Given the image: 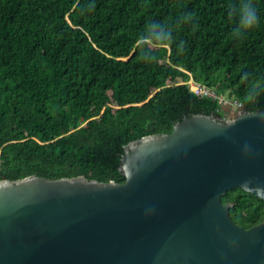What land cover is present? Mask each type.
<instances>
[{"label": "trees", "instance_id": "trees-1", "mask_svg": "<svg viewBox=\"0 0 264 264\" xmlns=\"http://www.w3.org/2000/svg\"><path fill=\"white\" fill-rule=\"evenodd\" d=\"M238 4L0 0V181L124 184L130 143L196 115L224 120L220 99L264 113V0H255L259 26L240 40L228 14ZM222 202L244 229L264 221V200L242 188Z\"/></svg>", "mask_w": 264, "mask_h": 264}, {"label": "water", "instance_id": "water-1", "mask_svg": "<svg viewBox=\"0 0 264 264\" xmlns=\"http://www.w3.org/2000/svg\"><path fill=\"white\" fill-rule=\"evenodd\" d=\"M120 171L0 181V264H264V221L244 229L222 202L264 200V113L185 118L130 143Z\"/></svg>", "mask_w": 264, "mask_h": 264}, {"label": "clouds", "instance_id": "clouds-1", "mask_svg": "<svg viewBox=\"0 0 264 264\" xmlns=\"http://www.w3.org/2000/svg\"><path fill=\"white\" fill-rule=\"evenodd\" d=\"M228 14L229 16L235 17L231 36L236 40H240L248 33L254 31L261 22V17L258 14L255 0H239V4L233 6ZM192 15V13H189L187 18H191ZM157 27L158 25H152L153 29ZM256 92L257 90L255 89H249V92L245 97V102L250 103L251 99L256 96Z\"/></svg>", "mask_w": 264, "mask_h": 264}, {"label": "built area", "instance_id": "built-area-1", "mask_svg": "<svg viewBox=\"0 0 264 264\" xmlns=\"http://www.w3.org/2000/svg\"><path fill=\"white\" fill-rule=\"evenodd\" d=\"M193 86L196 89V93L198 95L208 96V97H212V98H218V96L214 92L204 88L203 86H201L199 84H194ZM220 100H221V102L224 101V100L222 101V99H220ZM224 103L227 104L226 101H224ZM233 106L235 108H239L240 109L242 105L239 102H234Z\"/></svg>", "mask_w": 264, "mask_h": 264}, {"label": "rangeland", "instance_id": "rangeland-1", "mask_svg": "<svg viewBox=\"0 0 264 264\" xmlns=\"http://www.w3.org/2000/svg\"><path fill=\"white\" fill-rule=\"evenodd\" d=\"M224 101H226L227 104H225ZM224 101H223V111L225 112L226 117L223 121L235 119L240 114L239 110H236L237 108H235L233 105H230V102H228V99L225 98ZM235 113H238V114L234 116Z\"/></svg>", "mask_w": 264, "mask_h": 264}]
</instances>
